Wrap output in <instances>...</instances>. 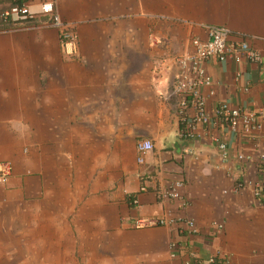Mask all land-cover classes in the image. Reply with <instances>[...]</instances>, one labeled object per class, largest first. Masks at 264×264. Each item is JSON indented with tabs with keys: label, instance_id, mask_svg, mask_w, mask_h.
Listing matches in <instances>:
<instances>
[{
	"label": "crops",
	"instance_id": "1",
	"mask_svg": "<svg viewBox=\"0 0 264 264\" xmlns=\"http://www.w3.org/2000/svg\"><path fill=\"white\" fill-rule=\"evenodd\" d=\"M14 1L0 0V12ZM42 1L76 30L78 53L62 54L45 18L15 31L0 22V163L13 167L0 185V264H182L189 252L264 264V207L252 192L264 183V120L253 136L211 124L183 140L172 94L175 58L207 26L227 27L264 54V0H23ZM204 66L209 113L220 101L264 111V58ZM139 139L154 145L142 165ZM216 139L227 144L225 163ZM177 181L180 199L163 200ZM160 216L177 223L131 226Z\"/></svg>",
	"mask_w": 264,
	"mask_h": 264
},
{
	"label": "built area",
	"instance_id": "2",
	"mask_svg": "<svg viewBox=\"0 0 264 264\" xmlns=\"http://www.w3.org/2000/svg\"><path fill=\"white\" fill-rule=\"evenodd\" d=\"M37 18H45L48 27L58 31L61 51L67 58H74L78 53V36L76 30L69 24L61 21L59 14L55 10L54 3L42 1L37 7L29 2L21 5L14 4L0 13V22L7 31H15L16 26L33 21ZM206 38L191 40V49L175 58V63L179 67L177 79L172 88V94L177 100V118L179 124L178 136L187 141H196L202 134L198 131L201 127L205 130L211 124L226 127L231 133H239L244 136H253L262 130L264 111H248L239 107H233L227 101H220L214 104L213 111H207V100L202 94V89L208 90L209 96L214 94L212 90L213 80L205 69V63L211 59L224 62L233 59L235 62L247 61L250 63H261L264 54L252 48L244 39H232L231 31L227 27L207 26L205 29ZM219 157L223 163L227 162L229 154L225 142L215 140ZM154 148L149 139H139L136 142L137 164H144L145 157ZM239 160L244 159L242 155ZM250 160V156H246ZM260 167L264 168V151L257 155ZM13 174V167L9 161L0 163V185H6ZM244 183L239 182L234 188L238 192ZM182 182L171 183L160 194L163 200L180 199ZM252 192L255 199L261 201L264 207V183L255 182L252 184ZM135 196L131 197V205H137ZM134 229H148L159 226H172L177 223L173 218L160 217H136L130 219ZM188 235L196 234L195 223L186 220ZM178 244L171 243L169 246L170 256H176ZM190 259L182 264H227L228 260L219 253L201 260L193 252H189Z\"/></svg>",
	"mask_w": 264,
	"mask_h": 264
},
{
	"label": "trees",
	"instance_id": "3",
	"mask_svg": "<svg viewBox=\"0 0 264 264\" xmlns=\"http://www.w3.org/2000/svg\"><path fill=\"white\" fill-rule=\"evenodd\" d=\"M14 4H22L23 3V0H15L14 2H13ZM2 12V11H1ZM0 12V13H1Z\"/></svg>",
	"mask_w": 264,
	"mask_h": 264
},
{
	"label": "clouds",
	"instance_id": "4",
	"mask_svg": "<svg viewBox=\"0 0 264 264\" xmlns=\"http://www.w3.org/2000/svg\"><path fill=\"white\" fill-rule=\"evenodd\" d=\"M24 3V2H23ZM14 5V4H13ZM19 5H21V4H19ZM76 57V56H75Z\"/></svg>",
	"mask_w": 264,
	"mask_h": 264
},
{
	"label": "rangeland",
	"instance_id": "5",
	"mask_svg": "<svg viewBox=\"0 0 264 264\" xmlns=\"http://www.w3.org/2000/svg\"><path fill=\"white\" fill-rule=\"evenodd\" d=\"M11 179V178H10ZM10 181V180H9Z\"/></svg>",
	"mask_w": 264,
	"mask_h": 264
}]
</instances>
